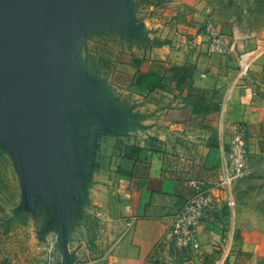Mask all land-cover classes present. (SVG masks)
<instances>
[{"label": "crops", "instance_id": "obj_1", "mask_svg": "<svg viewBox=\"0 0 264 264\" xmlns=\"http://www.w3.org/2000/svg\"><path fill=\"white\" fill-rule=\"evenodd\" d=\"M22 13L18 28L26 34L35 18L31 8ZM124 15L125 25L104 26L139 41L149 37L143 53L118 66L131 77L130 85L120 90L135 93L133 108L121 95L113 99L112 87L89 74L79 57L58 53L61 48L56 47L65 43L61 35L46 38L57 56L46 64L32 57L28 68L23 58L24 70L29 69L31 82L32 72L46 67L39 105L43 112L53 101L84 102L71 104L86 110L67 123L75 129L68 152L73 157L68 167L71 221L79 219V207L91 212L89 233L107 240L111 253L105 264H170V246L158 243L174 213L199 187L211 189L221 200L218 180L228 160L230 124L247 125L251 166L264 156V28L236 44L235 29L224 33L227 51L209 54V34L192 19L194 14L177 12L172 23L164 18L157 23L154 16L137 20L134 12ZM160 25L170 34L168 43L158 45L156 40L167 37L163 29L157 31ZM245 49L253 51V61L249 75L241 79L238 57ZM15 56L20 59L10 53L7 59ZM15 64L19 73L21 61ZM146 103L156 113L152 117L138 111ZM24 105L35 111L36 106ZM39 117L44 123L42 113ZM208 223L199 227L203 254L194 264H260L264 247L243 243L234 227L223 243L222 232Z\"/></svg>", "mask_w": 264, "mask_h": 264}, {"label": "rangeland", "instance_id": "obj_2", "mask_svg": "<svg viewBox=\"0 0 264 264\" xmlns=\"http://www.w3.org/2000/svg\"><path fill=\"white\" fill-rule=\"evenodd\" d=\"M21 1L24 4L20 5ZM14 4L22 8L30 5L35 21L26 34L15 26H5L7 31L0 28L3 33L0 96L23 107L24 104L36 106L35 111L25 108L32 110L39 120L40 113L43 114L44 123L40 122L61 157L68 196L66 214L57 159L35 118L0 102V264H64L66 251L76 264H94L95 260L105 264L111 253L105 246L107 240L104 242L103 237L89 233L87 224L91 212L79 207L75 213L79 219L71 221L70 199L74 196L70 191L72 180L68 167L73 157L68 152L75 129L67 123L82 115L77 111L86 110L72 105L84 102L69 98L58 103L53 101L48 111L43 112L39 105L43 102L41 91L46 83V67L32 72L34 80L29 82L32 77L29 69L24 70L23 58L27 59V68L33 65L32 57L39 64L40 60L46 64L57 56L49 51L52 45L46 43V38L61 35L65 43L56 47L61 48L58 53L63 51L66 57H79L89 74L112 87L113 99L121 95L127 107L133 108L135 93L120 90L130 85L131 77L124 76L118 66L143 53L148 35L139 41L104 25H125L124 14L133 12L137 20L154 16L157 23L164 19L172 23L178 12L181 16L194 14L192 19L201 23V29L204 27L207 34L208 25L221 34L234 29L247 34L264 28V0H12L10 5ZM160 29L167 35L164 40L169 39L170 33L165 27L160 25L157 31ZM9 53L20 59L16 56L14 60L7 59ZM16 61H21L19 73L14 72ZM145 100L150 102L152 97ZM138 111L145 117L156 114L148 103ZM219 188L223 190L218 197L223 204L208 224L222 232L220 241L226 243V234L234 227L243 243L263 249L264 156L255 158L250 172L231 189ZM229 196L236 201L233 209L227 204ZM167 259L170 264L195 263L191 255H184L172 246ZM259 263L264 264V255Z\"/></svg>", "mask_w": 264, "mask_h": 264}, {"label": "built area", "instance_id": "obj_3", "mask_svg": "<svg viewBox=\"0 0 264 264\" xmlns=\"http://www.w3.org/2000/svg\"><path fill=\"white\" fill-rule=\"evenodd\" d=\"M210 46L209 54L227 51L223 34L208 25ZM256 36V32L247 34L236 30L234 43L239 40H247ZM251 50L245 49L239 54V77L246 78L252 66ZM228 160L223 168L220 184L227 189L250 172V151L248 146L247 125L242 121H234L230 124ZM227 204L230 209L235 207L236 201L232 196L228 197ZM222 204L212 193L211 189L197 188L192 197L187 199L174 213L170 225L159 241V245H169L184 255H191L194 259L203 254V243L199 237V227L204 222L215 219L214 213ZM76 264V263H74ZM216 264H222L217 262Z\"/></svg>", "mask_w": 264, "mask_h": 264}, {"label": "water", "instance_id": "obj_4", "mask_svg": "<svg viewBox=\"0 0 264 264\" xmlns=\"http://www.w3.org/2000/svg\"><path fill=\"white\" fill-rule=\"evenodd\" d=\"M14 1H16V0H14ZM11 2H12V0H0V28H5L6 31H7V27H5V26H9V27L15 26L16 28H18V25H20L24 22L23 21L24 17H23L22 11H24L25 9H27V11H28L31 8L30 5H28L26 7L24 6L23 8L19 5H16V4L10 5ZM23 2L24 1L19 2L20 5H22ZM2 34L3 33H0V36H2ZM0 102L6 104L8 106H11L17 110H20L22 112H25V113L31 115L33 118H35L43 136L45 137L48 145L50 146L51 150L55 154V157H56L57 163H58V167H59V171H60L61 181H62L63 188H64V194L67 198V196H68V185H67V181H66L65 172L63 169L61 157H60L59 153L57 152L55 146L53 145L49 135L47 134V132L43 128L38 116L32 110L16 104L8 98H4V97L0 96ZM74 263L75 262H74L73 256L68 251H66L65 252V258H64V264H74Z\"/></svg>", "mask_w": 264, "mask_h": 264}, {"label": "trees", "instance_id": "obj_5", "mask_svg": "<svg viewBox=\"0 0 264 264\" xmlns=\"http://www.w3.org/2000/svg\"><path fill=\"white\" fill-rule=\"evenodd\" d=\"M147 38H149L148 36H147ZM169 41L168 40H164V41H162V40H156V44H158V45H161V44H164V43H168Z\"/></svg>", "mask_w": 264, "mask_h": 264}, {"label": "bare ground", "instance_id": "obj_6", "mask_svg": "<svg viewBox=\"0 0 264 264\" xmlns=\"http://www.w3.org/2000/svg\"><path fill=\"white\" fill-rule=\"evenodd\" d=\"M65 196V195H64ZM66 206H67V198H66V196H65V213H66ZM67 214V213H66ZM65 225V227H66V223L64 224Z\"/></svg>", "mask_w": 264, "mask_h": 264}]
</instances>
